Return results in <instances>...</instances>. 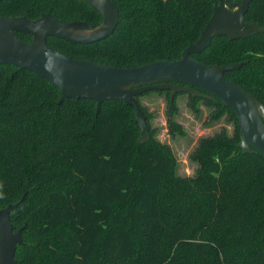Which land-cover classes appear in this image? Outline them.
I'll use <instances>...</instances> for the list:
<instances>
[{"label":"trees","instance_id":"trees-1","mask_svg":"<svg viewBox=\"0 0 264 264\" xmlns=\"http://www.w3.org/2000/svg\"><path fill=\"white\" fill-rule=\"evenodd\" d=\"M111 1L119 23L105 39L77 44L49 36L47 44L117 67L175 60L197 40L214 4L235 9L242 0ZM42 13L62 22L101 20L83 0L0 1V16ZM245 19L264 26V0H250ZM191 56L205 65L241 63L224 77L264 105V31L213 37ZM150 92L169 90L142 94ZM179 93L166 99L173 135L183 133L175 119ZM59 98L54 84L0 64V208L28 190L10 213L14 230L27 224L15 264H264V157L235 145L232 108L216 98L234 120V133L200 138L190 156L198 168L181 176L170 146L152 130L146 143L136 141L134 109L122 100L104 101L96 114L93 99ZM199 101L215 105L190 94L188 106L197 112ZM30 231L35 235L26 242Z\"/></svg>","mask_w":264,"mask_h":264},{"label":"water","instance_id":"water-1","mask_svg":"<svg viewBox=\"0 0 264 264\" xmlns=\"http://www.w3.org/2000/svg\"><path fill=\"white\" fill-rule=\"evenodd\" d=\"M101 16L95 28L86 21L62 22L42 13L38 18L0 16V64L26 69L54 84L60 91L58 103L65 98H89L96 101V114L106 100H122L134 109V122L139 126L141 144L146 143V116L136 96L158 89L170 91V99L181 91L193 96L218 98L232 108L240 132L235 145L242 152L256 151L264 157V105L240 85L224 77L241 63L224 66L205 65L191 55L202 52L216 36L246 38L264 31V26L247 22L245 13L250 0H242L235 9L219 2L196 41L190 42L179 59H158L134 67H117L95 61L69 57L47 44L52 36L77 44H92L112 34L119 23V9L111 0H83ZM15 32L27 33L33 41L21 40ZM165 81L166 83H157ZM200 90L202 93H200ZM0 208V264H15L16 246L23 243L24 226L14 230L10 213L25 198Z\"/></svg>","mask_w":264,"mask_h":264},{"label":"rangeland","instance_id":"rangeland-1","mask_svg":"<svg viewBox=\"0 0 264 264\" xmlns=\"http://www.w3.org/2000/svg\"><path fill=\"white\" fill-rule=\"evenodd\" d=\"M101 24L102 19L93 26L97 28L101 26ZM32 41L33 39L31 38L27 42L30 43ZM157 83L159 84L166 82L161 81ZM200 93H202L201 90ZM190 94L193 95L192 92L181 91L176 97L178 111L175 115V119L177 123L181 125L183 133H176L174 135L168 132L165 116L166 99L168 95L170 97V91L168 94L150 92L146 94H141L138 98L141 106L144 108L143 112L146 116L149 137L150 132L152 130V133L155 135L158 141L166 143L170 146L177 162L176 172L178 175L181 176H192L195 174L198 168V164L194 162L190 158V156L196 149L200 138L212 136L215 133L221 131L222 129H224L228 135L232 136L235 130L234 120L230 118L229 113L226 110H222L220 103H218L220 101L216 100L215 97L208 98L215 101V105H206L202 101H199L198 111L195 112L188 106ZM137 127L138 135L136 141L140 143L139 139L141 138V134L138 125ZM149 137L147 141L149 140ZM24 193H26L24 198L25 200L28 190H25ZM26 225V222L22 221L20 223V226H18L16 230ZM34 235V231L26 232L25 241H30L31 238H29V236L33 237Z\"/></svg>","mask_w":264,"mask_h":264}]
</instances>
